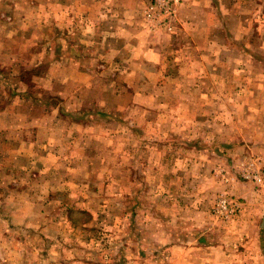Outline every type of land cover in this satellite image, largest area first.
I'll return each instance as SVG.
<instances>
[{"label": "crops", "instance_id": "0c3cea01", "mask_svg": "<svg viewBox=\"0 0 264 264\" xmlns=\"http://www.w3.org/2000/svg\"><path fill=\"white\" fill-rule=\"evenodd\" d=\"M149 1L0 0V125L12 127L9 132L0 127V161L5 151L12 162L22 158L29 167L50 160L63 166L76 133L95 131L106 140L137 136L135 121L129 122L136 110H157L159 123L172 119L177 137L191 134L180 128L181 122L196 120L200 112L201 121L216 115L225 120L229 101L243 120L250 115L254 122L264 112V101L258 100L259 90L264 91V0H180L169 35H153L143 27L142 12ZM75 18L79 43L69 42L75 40L74 32L54 36L53 29L67 28ZM32 24L45 40L41 53L29 34ZM21 40L31 61L47 58L44 66L20 65L21 49L14 44ZM168 90L171 97L157 100ZM4 99L11 104H2ZM52 101L63 105L52 107L47 103ZM24 103L30 108L43 105L44 112L22 113L17 109ZM76 104L77 110H69ZM174 149L181 150L177 145ZM232 249L209 237L204 242L190 237L172 246L171 259L176 264H245L251 259L237 256L236 245Z\"/></svg>", "mask_w": 264, "mask_h": 264}, {"label": "rangeland", "instance_id": "374dc122", "mask_svg": "<svg viewBox=\"0 0 264 264\" xmlns=\"http://www.w3.org/2000/svg\"><path fill=\"white\" fill-rule=\"evenodd\" d=\"M143 24L150 34H172L153 33ZM31 27L30 37L34 35L37 53H41L45 40L36 24ZM63 28L51 27L54 36L74 32L75 40L69 42L79 43L77 18ZM14 46L21 49L23 68L29 63L46 64L45 57L31 61L22 40ZM35 82L43 83L37 78ZM259 91L258 100L264 101V91ZM166 96L171 97L169 90L157 100ZM5 100L1 103L11 104ZM167 103L171 109L170 99ZM234 105L229 101L225 120L216 115L201 121L200 112L196 120L181 122V129L192 131L188 137L172 134L178 129L172 119L157 122V110H136L129 122L135 121L137 136L106 140L95 131L76 133L63 166L50 160L29 167L22 158L12 162L4 151L6 157L0 161V264H176L171 259L172 246L190 237L202 242L209 237L232 251L236 245L237 256L251 258L245 264H262L264 112L261 109L254 122V116L245 115L246 121L238 118L241 111H234ZM28 106L20 104L17 110L36 115L45 109L40 104ZM76 108L77 104L67 107ZM169 108L165 109L168 114ZM0 127L6 132L12 129ZM83 147L89 150L80 151ZM220 200H225V209H220ZM245 243L246 248L239 247Z\"/></svg>", "mask_w": 264, "mask_h": 264}, {"label": "built area", "instance_id": "2783aa9c", "mask_svg": "<svg viewBox=\"0 0 264 264\" xmlns=\"http://www.w3.org/2000/svg\"><path fill=\"white\" fill-rule=\"evenodd\" d=\"M180 0H151L142 12L143 21L153 33L169 34L176 22V8ZM220 209H225V200H220Z\"/></svg>", "mask_w": 264, "mask_h": 264}, {"label": "water", "instance_id": "95a60500", "mask_svg": "<svg viewBox=\"0 0 264 264\" xmlns=\"http://www.w3.org/2000/svg\"><path fill=\"white\" fill-rule=\"evenodd\" d=\"M262 228L264 229V218H263Z\"/></svg>", "mask_w": 264, "mask_h": 264}]
</instances>
